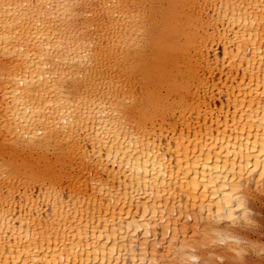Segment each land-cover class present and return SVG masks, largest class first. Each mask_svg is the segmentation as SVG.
Returning <instances> with one entry per match:
<instances>
[{
    "label": "bare ground",
    "instance_id": "obj_1",
    "mask_svg": "<svg viewBox=\"0 0 264 264\" xmlns=\"http://www.w3.org/2000/svg\"><path fill=\"white\" fill-rule=\"evenodd\" d=\"M261 118L264 0H0V262L241 256Z\"/></svg>",
    "mask_w": 264,
    "mask_h": 264
},
{
    "label": "rangeland",
    "instance_id": "obj_2",
    "mask_svg": "<svg viewBox=\"0 0 264 264\" xmlns=\"http://www.w3.org/2000/svg\"><path fill=\"white\" fill-rule=\"evenodd\" d=\"M257 207L259 211L256 221L246 230L250 233V240L244 245L245 251L241 256L240 253L227 254L228 252L220 251L213 264H264V197L258 199Z\"/></svg>",
    "mask_w": 264,
    "mask_h": 264
},
{
    "label": "clouds",
    "instance_id": "obj_3",
    "mask_svg": "<svg viewBox=\"0 0 264 264\" xmlns=\"http://www.w3.org/2000/svg\"><path fill=\"white\" fill-rule=\"evenodd\" d=\"M260 126H261V127H264V118H261V120H260ZM259 163H260V166H261L262 168H264V157H261V158H260ZM194 259H195V258H194ZM0 264H2V262H0ZM128 264H131V259H130V258H129V260H128ZM136 264H148V258H144L143 261L137 259Z\"/></svg>",
    "mask_w": 264,
    "mask_h": 264
}]
</instances>
